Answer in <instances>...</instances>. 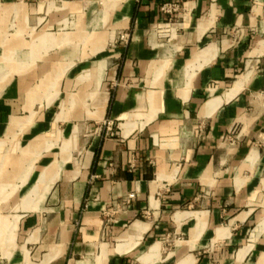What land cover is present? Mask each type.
<instances>
[{"label":"crops","instance_id":"obj_1","mask_svg":"<svg viewBox=\"0 0 264 264\" xmlns=\"http://www.w3.org/2000/svg\"><path fill=\"white\" fill-rule=\"evenodd\" d=\"M263 92L264 0H0V264H264Z\"/></svg>","mask_w":264,"mask_h":264},{"label":"built area","instance_id":"obj_2","mask_svg":"<svg viewBox=\"0 0 264 264\" xmlns=\"http://www.w3.org/2000/svg\"><path fill=\"white\" fill-rule=\"evenodd\" d=\"M179 9H180V5H179L178 3H165V4H163V6H162V10H163L164 12H166V13H169V14H174V13L178 12ZM118 39H119L120 41H122V42H127V40H128V34H125V33L120 34L119 37H118ZM263 94H264V92H263ZM109 135H110V136H114V135H115L114 131L111 130V131L109 132ZM133 199H134V194H133V193H129V194H127L126 197L124 198V200L122 201L121 204H119V203H114V204L111 206V208L108 210L109 213H111V214H112V213H117V212L120 210V208H121L122 205H123V206H124V205H129L130 202H131Z\"/></svg>","mask_w":264,"mask_h":264},{"label":"rangeland","instance_id":"obj_3","mask_svg":"<svg viewBox=\"0 0 264 264\" xmlns=\"http://www.w3.org/2000/svg\"><path fill=\"white\" fill-rule=\"evenodd\" d=\"M80 52H81V51L79 50L78 55L80 54ZM82 52H83V50H82Z\"/></svg>","mask_w":264,"mask_h":264}]
</instances>
